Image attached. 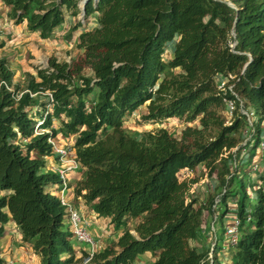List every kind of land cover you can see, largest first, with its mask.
I'll return each instance as SVG.
<instances>
[{
    "label": "trees",
    "instance_id": "trees-1",
    "mask_svg": "<svg viewBox=\"0 0 264 264\" xmlns=\"http://www.w3.org/2000/svg\"><path fill=\"white\" fill-rule=\"evenodd\" d=\"M1 2L41 39L63 23L64 8L81 31L70 62L49 56L24 85L13 83L14 92L0 58V239L11 220L37 264H81L87 256L74 259L59 199L60 136L73 138L64 145L81 170L66 196L71 191L121 232L89 264H134L146 252L150 264H264V167L246 170L264 149V0H83L84 23L75 0ZM166 68L173 73L163 75ZM220 76L255 117L250 125L232 93L217 88ZM223 98L236 101L227 125ZM142 106L146 122L181 120L179 134L127 130ZM201 163L219 181L206 204L187 198L190 185L178 178ZM230 203L237 240L225 247ZM214 209L204 221L203 210ZM224 248L227 261L218 256Z\"/></svg>",
    "mask_w": 264,
    "mask_h": 264
},
{
    "label": "crops",
    "instance_id": "crops-1",
    "mask_svg": "<svg viewBox=\"0 0 264 264\" xmlns=\"http://www.w3.org/2000/svg\"><path fill=\"white\" fill-rule=\"evenodd\" d=\"M0 15L4 17L2 19L3 22L0 23V41H4V45L0 48V51L12 46H15L16 49L25 47L27 48V50H30L32 52L40 49L42 52L48 54V57L52 55L64 61H66V59H64L63 57L64 55H67V57L69 56L71 58L79 53V50L76 48V43L78 41V34L81 29L79 27L73 28L76 22L74 17L70 15L69 11H67V13L65 14L63 23L58 28H56L52 35L47 39H41L36 33L28 31L24 23L15 24L11 19L7 21V8L1 2V0ZM92 25H95L94 20H92ZM92 25L89 24V26ZM21 34L24 36V38L20 37ZM22 42H24V44L21 45ZM30 44L32 45L29 46ZM1 57L7 58L9 69L12 70L10 64H13L14 58L16 59V57L12 55H1L0 58ZM26 69V67L23 68V71H25ZM19 77L20 76L18 74V71L15 68L13 73V80H17V78ZM70 139L66 140L67 143L72 142ZM64 140L60 136L57 137V141L60 145H64L66 143ZM58 164H61L60 160ZM68 175L70 184L73 185L74 180L78 179L81 176V170L78 169L76 171H70ZM67 194L68 200L80 213L83 226L92 234V236H94L95 240L100 244L101 248L110 245L109 243H111V241H115L117 239L121 232L120 230L114 229L112 224H110L108 218L98 216L90 209V207H88L86 204H83L79 197L77 198V200H74L71 191H68ZM74 201H76V203ZM14 235L17 237L16 242L19 251L17 255L18 258L21 259L17 260L18 263L37 264L38 257L34 255L32 248L28 243L21 241L18 227L11 220H9L5 225V234L0 239V245L4 244L5 242H9V240L10 242H14V239L12 238ZM72 246L74 259L76 260L81 257L83 250H85V246L77 242L75 239L73 240ZM141 257H143L148 264H150L152 261V257L147 252L140 255L139 260H141ZM139 260L137 259L135 263L138 264ZM18 263L16 261L14 263L13 261H7L6 264Z\"/></svg>",
    "mask_w": 264,
    "mask_h": 264
},
{
    "label": "rangeland",
    "instance_id": "rangeland-1",
    "mask_svg": "<svg viewBox=\"0 0 264 264\" xmlns=\"http://www.w3.org/2000/svg\"><path fill=\"white\" fill-rule=\"evenodd\" d=\"M75 1L77 3H79L78 2L79 0H75ZM64 13L66 14L65 8H64ZM77 14L79 15L80 12H78ZM78 15H77V18H78ZM91 16H92V13H88L87 20H89V18ZM3 18L4 17H2V15H0V23L3 22V20H2ZM6 18H7V21L10 20V18L8 16ZM20 37L24 38V36L22 34L20 35ZM22 44H24V42H22L21 45ZM31 45L32 44H30L29 46H31ZM172 45H173V43L169 44L166 47V52L164 54L165 58L168 57V55L171 51ZM233 46H234V42L230 41V47L233 48ZM1 55L2 56L3 55L4 56H11L12 55V56L16 57V59L14 58V62H13L14 65L10 64V67L12 69L11 72L14 73V70L16 68V70L18 71V74L20 76L19 78H17V81H19L22 85H24L23 82H24V78H25L27 72H34V67L45 68L48 66V54L42 52L40 49L32 52L30 50H27V48H25V47H20L19 49H16L15 46H12V47L5 48V49L1 50L0 56ZM63 57H64V59H66L67 62H70L71 58L69 56L67 57V55H64ZM25 67L27 69L25 71H23V68H25ZM171 73H173V71L170 69H167V68L163 71V75H170ZM13 81L12 82L15 83L16 80H13ZM144 113H146V108L144 106H142V107H140L139 113H137V115L132 116V117L127 119L124 127L127 130L138 134L144 130H152V129H155L156 127L164 126L171 133L175 134L176 136L179 134L180 129L183 127L182 121L181 120H175V119L169 120L166 122H160V123H158V122H153V123L146 122L140 117V115L144 114ZM223 114L225 116L224 124L227 125L230 123L231 118L225 112ZM250 117L255 119V117H253L252 114L250 115ZM250 117L247 119L249 125L251 124V120H252V118H250ZM262 126L264 127V120L262 121ZM248 137H249V134L246 132V130L243 131L244 140L242 141V144H244L245 140ZM72 139L73 138H71L70 140L72 141ZM67 145H69V144H67ZM235 150L236 149H233L232 151H235ZM226 154H227V152L224 153V155H226ZM263 155H264V149H257L256 154L252 158L250 166H248V168L246 170L255 169V164H256L257 168H258L257 170L262 171V169L264 167V159L261 160V158H263ZM246 157H247L246 153H243V151H241V153H240L241 160H245ZM239 164L240 163L237 161V165H238L237 169L239 168ZM60 165L62 167L65 166L64 164H62V162ZM68 174H66L67 177L69 176ZM253 176H254V174L251 173L250 177H253ZM178 178H179V180L187 181L190 185L189 190H188L189 195L187 196V198H195L201 204H203V203L206 204L209 197L211 195H213L215 188L219 184L216 173L213 172V173L209 174L208 169L206 168L205 164H203V163L195 166L191 170L183 169L180 173H178ZM69 183H70V181H69ZM233 208H234V206L230 203V206L228 207L229 211H228L225 219H223V225L224 226L229 227L234 223V217L235 216L233 213ZM216 214H217L216 209H214L213 213H209V214L207 213L206 210H203L202 218L204 221L205 220L209 221V220H211V217H212V220H213L214 217L216 216ZM66 224H67L68 229H69V223H68L67 219H66ZM131 225H132V222L129 223L130 227H131ZM131 232L133 233L132 230H131ZM110 234H111V232H110ZM224 236H225L224 245L226 247L227 244L229 243V238L227 237V235H224ZM92 237L94 238V236H92ZM12 238L14 239V242H12V241L10 242V240H9V242H5L4 244L0 245V257L3 259L5 258L4 264H6L7 261H13V263L16 261L18 263L17 260H21L18 258V255H17L19 252L18 248H17L18 245L16 242L17 237L14 235ZM94 240H95V238H94ZM113 242L114 241H111V243H109V244L112 245ZM199 243H200L199 241L192 242L193 245L194 244L199 245ZM218 254H219L218 256H219L220 260H222V261H223V259H225L226 261L228 260L227 259L228 251L226 248L221 250V252ZM25 258H26V256H25ZM139 258H140V256H139ZM139 258H138V260H139ZM18 264H20V263H18ZM75 264H79V263L75 262ZM138 264H148V263L146 262V260H144L143 257H141V260H139Z\"/></svg>",
    "mask_w": 264,
    "mask_h": 264
},
{
    "label": "built area",
    "instance_id": "built-area-1",
    "mask_svg": "<svg viewBox=\"0 0 264 264\" xmlns=\"http://www.w3.org/2000/svg\"><path fill=\"white\" fill-rule=\"evenodd\" d=\"M79 3H77V8L79 9L80 14L76 15V18L80 20L82 23H84L83 19V0H79ZM217 88L221 91L229 90L232 95L236 98V101L238 100V104L240 107L241 113L246 115L247 119L250 117L251 112L244 110L241 100L237 97V94L233 91L232 85H227L226 79L223 77H218L216 80ZM13 82L11 85H5L6 88L14 92L13 89ZM46 94L51 99V95L49 92L46 91ZM21 95V92H16L15 97L19 98ZM223 101L225 103V110L226 114L231 118L233 115L236 101L231 98H223ZM40 121L37 122V125H39ZM261 147H264V140L261 142ZM54 150L59 155V160L64 164L65 166L62 167L61 165L57 166L55 169L60 175L61 179V187L59 189V199L60 203L66 207L67 210V221L69 223V229L72 232L74 239L83 244L85 246V251L87 252V256L84 257L81 264H89V261L92 257V254L97 251L100 248V244L94 240L92 237V234L83 226L81 215L78 212V210L72 205V203L68 200L66 196L67 187L69 184V178L66 174H68L70 171H76L79 169V164L77 161L72 157L71 151L69 147L65 145H56L54 143ZM237 223L238 221L234 218V223L227 227L225 230V235L229 238L230 244H235L237 240Z\"/></svg>",
    "mask_w": 264,
    "mask_h": 264
}]
</instances>
